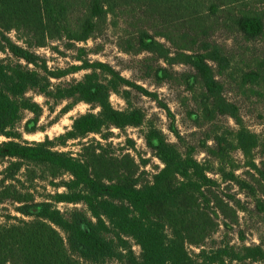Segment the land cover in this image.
<instances>
[{
    "label": "trees",
    "instance_id": "16d2710c",
    "mask_svg": "<svg viewBox=\"0 0 264 264\" xmlns=\"http://www.w3.org/2000/svg\"><path fill=\"white\" fill-rule=\"evenodd\" d=\"M251 5L249 0H0V52L16 58L0 59V136L6 138L0 142V166L4 167L0 170V200H20L16 210L29 217L14 218L13 224L0 223V264H224L227 258L264 260V249L259 245L242 246L239 251L230 246L188 250L187 244L201 245L200 240L207 237L212 226V218L204 208L200 210L198 200H217L210 188L214 180L193 156L182 155L160 130L150 127L145 134L146 143L163 165L145 183L125 174L104 180L93 173L92 163L57 149L89 134L103 136L112 128L142 126L145 113L141 109H117L110 97L119 94L123 86L145 95L152 93L105 62L80 58L81 64L51 68L35 50L54 41L69 45L86 42L99 35L109 16L117 20L127 16L136 30L126 36H134L137 50L157 53L161 44L149 30L160 25L165 29L183 26L187 31L181 38L197 39L203 49L182 54L183 61L195 69L207 96L216 100L222 84L210 62L223 59L222 49L206 39V34L220 23L219 18L226 20L236 13L233 23L239 31L250 38L261 35L264 16L251 11ZM79 49L85 53V48ZM79 70L90 71L78 81L52 82ZM261 72L264 77V59L262 70L248 75L255 80ZM101 73L106 74L104 79ZM29 91L42 94L46 103L72 99L98 111L77 115L70 129L53 140H23L17 124L24 112L38 114L42 110L27 95ZM218 102L223 111V107L236 109L222 99ZM236 139L245 154L257 144V136L246 130L238 131ZM21 171L22 175L31 172L33 179H50L49 184L64 190L49 194L39 203L26 202L36 198L17 190ZM58 171L69 178L55 182ZM236 181L247 186L243 180ZM58 203L83 204L86 212H62ZM258 203L264 214V201ZM33 207L37 210L32 211ZM134 244L139 247L138 254Z\"/></svg>",
    "mask_w": 264,
    "mask_h": 264
},
{
    "label": "rangeland",
    "instance_id": "374dc122",
    "mask_svg": "<svg viewBox=\"0 0 264 264\" xmlns=\"http://www.w3.org/2000/svg\"><path fill=\"white\" fill-rule=\"evenodd\" d=\"M249 2L252 3L251 11L264 16V0ZM239 10L245 12L243 8ZM234 15L230 14L226 20L219 18L220 23L213 25L206 34V39L222 49L223 59L210 62L215 78L222 84L216 100L207 96L195 69L183 61L182 54H192L193 48L203 51L202 43L197 39L181 38L187 31L183 26L165 29L160 25L149 30L161 44L157 53L137 50L134 36H126L127 33L135 34L136 30L134 21L127 16L119 20L109 16L99 35L86 42L69 45L54 41L35 49L47 59L51 68L81 64L80 58L105 62L123 77L152 93L145 95L136 88L123 86L119 94L112 93L110 97L117 109H141L145 113L142 126L112 128L104 131L103 136L89 134L58 145L57 149L92 163L91 166H95L93 173L103 176L104 180L125 174L145 183L152 180L163 166L146 143L145 134L150 127L160 130L182 155L193 156L207 171V176L214 180L210 188L217 200H198L200 210L204 208L212 218V226L208 228L207 237L200 240L201 245L187 244L190 252L220 246H230L235 251L252 245L264 249V214L258 208V200L264 201V77L262 72L255 80L248 75L262 70L264 31L257 37H247L233 23ZM10 36L16 40L14 32ZM79 48H85V53ZM2 58L16 60L10 54L0 52ZM89 71L79 70L52 82L78 81ZM105 75L101 73L102 79ZM27 95L42 107L38 114L25 111L17 124L23 140L30 142L46 138L53 140L70 129L77 115L98 111L85 102L75 103L72 99L57 102L50 99L46 103V98L37 91H29ZM218 99L236 109L232 111L223 107L225 111L221 110ZM240 130L257 136L256 147L247 154L238 148L236 136ZM3 140L6 138L0 136V142ZM3 168L1 165L0 170ZM22 172L19 173L17 190L30 192L36 198L26 202L39 203L49 194L64 190L49 184L50 179H33L31 172L24 175ZM57 175L55 182L69 178L59 171ZM236 180L245 181L247 186H240ZM18 202L20 200H0V223H16L14 218L29 219L16 210ZM56 205L62 212H86L83 204ZM36 210L32 208V211ZM133 248L138 254L139 247L134 244ZM108 264L117 263L111 261ZM224 264H264V260L252 262L250 259L227 258Z\"/></svg>",
    "mask_w": 264,
    "mask_h": 264
}]
</instances>
